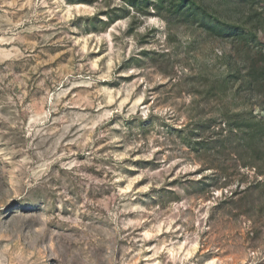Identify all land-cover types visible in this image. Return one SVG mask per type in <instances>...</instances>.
Masks as SVG:
<instances>
[{
  "label": "rangeland",
  "instance_id": "rangeland-1",
  "mask_svg": "<svg viewBox=\"0 0 264 264\" xmlns=\"http://www.w3.org/2000/svg\"><path fill=\"white\" fill-rule=\"evenodd\" d=\"M193 1L264 41V0ZM263 56L169 0H0V264H264Z\"/></svg>",
  "mask_w": 264,
  "mask_h": 264
},
{
  "label": "trees",
  "instance_id": "trees-1",
  "mask_svg": "<svg viewBox=\"0 0 264 264\" xmlns=\"http://www.w3.org/2000/svg\"><path fill=\"white\" fill-rule=\"evenodd\" d=\"M131 2L133 3L135 0H131ZM235 2L242 6L251 2H256V0H221V3L227 4ZM169 11L171 14L181 16L184 19L194 20L200 27L210 31L218 37H228L234 46H238L243 41L246 43L252 41L255 47H258L260 51H264V41L258 39L252 29L247 27L248 22L254 18L252 15L247 17V19L249 18L248 21H245L246 23L241 25L238 23L230 24L227 21H221V19L217 17L207 19L203 13H200L199 8L195 5L193 0H169ZM259 61L261 62L260 66L252 64L248 67L243 78L252 90L259 95H264V56Z\"/></svg>",
  "mask_w": 264,
  "mask_h": 264
}]
</instances>
